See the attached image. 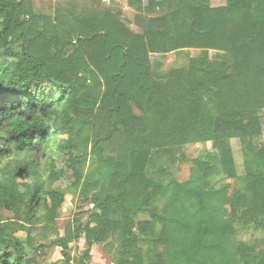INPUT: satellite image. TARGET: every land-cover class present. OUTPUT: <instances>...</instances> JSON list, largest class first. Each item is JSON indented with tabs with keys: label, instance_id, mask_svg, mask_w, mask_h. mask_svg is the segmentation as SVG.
<instances>
[{
	"label": "trees",
	"instance_id": "16d2710c",
	"mask_svg": "<svg viewBox=\"0 0 264 264\" xmlns=\"http://www.w3.org/2000/svg\"><path fill=\"white\" fill-rule=\"evenodd\" d=\"M127 2L138 13H162L137 16L142 34L130 36L107 11L78 15L72 8L56 9L37 32L40 17L29 0H0V160L18 159L10 170L0 167V212L31 220L40 193L58 204L62 197L55 191L25 184L19 190V179L38 175L35 156L27 155L64 152L71 169L79 162L72 147L54 137L88 127L89 154L113 167L97 210L78 227L87 250L117 239L116 264H146L134 254L137 232L153 236L159 220L155 244L164 252L147 264H211L209 255L227 225L222 207L231 218L240 213L244 223L260 226L264 150L255 154L257 174H246L242 191L230 196L224 188L207 191L194 168L183 183L154 186L138 174L139 166L174 147L212 142L223 150L227 177L237 178L224 149L232 139L260 135L255 113L264 109V0H225L220 7L199 0ZM192 50L198 53L184 68L161 73V65L149 61L150 54ZM131 101L143 110L141 116L133 114ZM158 197L164 200L162 218L136 224V214ZM75 238L69 227L58 246L64 251ZM251 251L241 244L235 248L243 261ZM0 264H30L19 240L2 227Z\"/></svg>",
	"mask_w": 264,
	"mask_h": 264
},
{
	"label": "rangeland",
	"instance_id": "374dc122",
	"mask_svg": "<svg viewBox=\"0 0 264 264\" xmlns=\"http://www.w3.org/2000/svg\"><path fill=\"white\" fill-rule=\"evenodd\" d=\"M21 1V0H19ZM33 13L40 17L37 24V32L42 30L43 19H53L56 9L64 10L72 8L78 15H90L97 11H107L116 17L123 25L124 30L130 36H139L141 29L137 26L136 17H155L162 13L161 9H153L138 13L135 8L128 5L127 0H29ZM146 6L148 0H142ZM157 1V0H156ZM209 3L211 7L225 5V0H199ZM72 51V50H70ZM196 51L172 52L167 55H149L152 64L161 65V73L174 68H184L189 58L197 55ZM213 55V53H210ZM135 116L142 115V109L130 102ZM255 117L260 125V135L244 140L232 139L225 144L227 153L225 162L231 166L235 180L229 179L226 170L220 163L223 150L217 149L212 142L198 143L195 145H183L170 149L169 154L156 157L150 151L151 163L147 167L139 166L138 174L148 177L154 186L168 183H183L188 179L192 168L199 171L203 187L207 191L225 189L227 195L241 192L244 187L243 179L246 174H257L255 154L264 150V109L258 110ZM66 131V130H65ZM62 132L54 137L59 143L69 144L72 154L79 162H75L71 169L66 165L67 154L64 152L51 153L43 158V155L29 152L34 168L38 175L29 179H19V190L23 192V184L29 187L39 186L43 192L55 191L61 195L62 200L55 204L39 194L34 216L27 220L24 215L15 217L7 211H1L0 227L4 228L10 238L19 240L24 251V256L30 264H116L118 260V240H106L94 244L87 250L83 234L78 230L87 223L88 215L97 210L99 202L105 194V188L109 183L112 165L102 164L99 157L90 155L91 140L88 127H79ZM24 158V157H23ZM18 162L17 158L6 157L0 160V167L12 169ZM68 164V163H67ZM54 165V166H52ZM54 167L55 176L50 175V169ZM211 170L210 173L203 172ZM77 180V182H76ZM94 194L97 200L94 202ZM45 202V205H43ZM56 205V209L52 207ZM222 217L227 220L214 253L209 255L211 264H259L264 261V217L258 219V223H244L240 213L234 218L230 217L229 208L222 207ZM55 218L52 217V212ZM165 211L164 200L158 197L153 202L145 205L136 214L134 221H149L153 218H162ZM71 228L73 236H76L65 246V250L58 246L67 228ZM156 231L153 236H145L137 232V243L134 254L138 255L144 263L155 258L160 252H164L161 245L155 244L159 236L161 223L155 224ZM243 247L252 249L245 261L237 258L235 248ZM221 246V247H220ZM220 247V248H219ZM219 248V249H218Z\"/></svg>",
	"mask_w": 264,
	"mask_h": 264
}]
</instances>
